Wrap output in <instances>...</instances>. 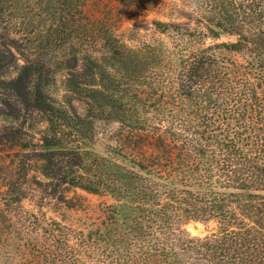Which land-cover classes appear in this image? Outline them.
I'll return each mask as SVG.
<instances>
[{
	"label": "trees",
	"instance_id": "1",
	"mask_svg": "<svg viewBox=\"0 0 264 264\" xmlns=\"http://www.w3.org/2000/svg\"><path fill=\"white\" fill-rule=\"evenodd\" d=\"M89 1L0 0V264H264V0H189L142 50ZM77 188L114 203L83 227L15 208Z\"/></svg>",
	"mask_w": 264,
	"mask_h": 264
},
{
	"label": "rangeland",
	"instance_id": "2",
	"mask_svg": "<svg viewBox=\"0 0 264 264\" xmlns=\"http://www.w3.org/2000/svg\"><path fill=\"white\" fill-rule=\"evenodd\" d=\"M85 15V22L93 32L95 31L99 35L97 29L103 25L105 32L114 35L118 38L119 44H124L132 50H142L147 46L153 47V38H155L153 22L155 21L183 23L192 17H199L195 13V9L190 7L189 0H90L85 7ZM97 23L100 24L96 27ZM229 40V38L223 37L220 41L228 42ZM102 49L104 50L101 45L93 44V47H88L87 51L96 52ZM81 64L85 69V63L81 62ZM107 65L113 66V63H107ZM64 74L59 73L56 79L55 92L59 91L60 98L65 90ZM74 98L77 102L84 100V97L80 96ZM7 148L8 146L0 142V196L2 191L5 190L3 182L6 178V168L13 156ZM37 175L38 180L46 185V179L41 177L40 174ZM62 193L67 198L72 199L74 205L78 206L76 211L66 210L64 207L55 204L56 202L48 198V193L39 195L40 197L36 200L23 199L20 207L18 208L19 205H16L15 208L18 210L19 216H27L30 212H35L47 219L64 220L66 224L74 227H83L86 226L85 224L90 223L87 220L97 218L98 210L102 205L114 203L110 196L93 194L78 188L67 191L59 189L56 192V197H59ZM42 199H45V201L40 210L38 204L42 203ZM81 220L83 221L81 222ZM214 228L213 224L205 226L202 223H191L186 226L190 234L202 237L209 234ZM1 237H5V234L0 233Z\"/></svg>",
	"mask_w": 264,
	"mask_h": 264
}]
</instances>
